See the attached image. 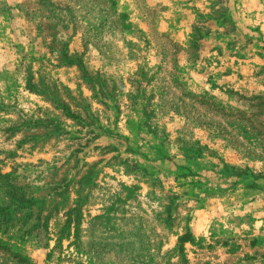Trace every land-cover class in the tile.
<instances>
[{
	"label": "rangeland",
	"instance_id": "rangeland-1",
	"mask_svg": "<svg viewBox=\"0 0 264 264\" xmlns=\"http://www.w3.org/2000/svg\"><path fill=\"white\" fill-rule=\"evenodd\" d=\"M28 67L95 131L30 151ZM0 264H264V0H0Z\"/></svg>",
	"mask_w": 264,
	"mask_h": 264
},
{
	"label": "trees",
	"instance_id": "trees-1",
	"mask_svg": "<svg viewBox=\"0 0 264 264\" xmlns=\"http://www.w3.org/2000/svg\"><path fill=\"white\" fill-rule=\"evenodd\" d=\"M130 26L132 25L130 24ZM135 46L137 47V45L134 44L133 47ZM80 62L77 54H69L67 50L64 53V59L56 67H70L73 65L78 67ZM81 70H83V72H81L83 77L82 79H88L92 85L97 83L89 73L84 72V66L82 63ZM36 76H38V78H36ZM45 80L46 79L43 74L39 71H33L31 67H28L27 76L25 78L26 89L30 93L39 97L51 108L50 110L37 108L30 116L21 114V116L18 117V122L16 124L18 127L17 130L21 133H23V131L29 132V134H27L29 135L28 139H31L33 143V147L30 151H41L52 136L54 138V142L61 139L59 137L64 133L62 129L63 119L71 120L75 126L91 129L93 128L92 126L95 125V122L98 121L92 112L91 103L83 97L81 92L72 90L57 80L50 82H46ZM143 83V80H139V82H136L135 85L140 87ZM93 96L95 97V95ZM150 101H152V99H150ZM146 103L150 102L146 101ZM144 107L146 108V105L142 106L143 109ZM96 129L99 130V128ZM92 131H95L94 128L87 134H92ZM20 144L24 143L21 141ZM188 241H190L189 233H185L178 239V243L181 247Z\"/></svg>",
	"mask_w": 264,
	"mask_h": 264
}]
</instances>
